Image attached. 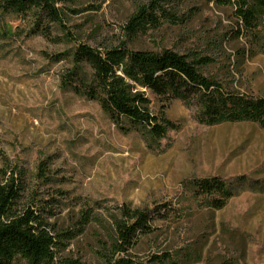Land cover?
Segmentation results:
<instances>
[{
  "label": "rangeland",
  "instance_id": "374dc122",
  "mask_svg": "<svg viewBox=\"0 0 264 264\" xmlns=\"http://www.w3.org/2000/svg\"><path fill=\"white\" fill-rule=\"evenodd\" d=\"M148 1H57L63 24L38 26L36 14L0 5V181L13 174L24 188L18 209H37L54 233L79 227L83 211L99 219L56 251L58 263L104 264L100 241L109 215L124 205L150 211L151 232L125 254L135 261L167 253L176 264H264V127L206 125L195 106L141 89L165 128L151 139L130 122H113L62 80L79 43L100 51L125 44L171 49L225 88L264 96V22L247 29L231 5L168 0L163 9L181 20L160 16L158 26L129 35V16ZM213 176L236 190L221 209L193 189L195 179Z\"/></svg>",
  "mask_w": 264,
  "mask_h": 264
},
{
  "label": "trees",
  "instance_id": "16d2710c",
  "mask_svg": "<svg viewBox=\"0 0 264 264\" xmlns=\"http://www.w3.org/2000/svg\"><path fill=\"white\" fill-rule=\"evenodd\" d=\"M57 1L73 3L77 0H0V5L9 14H36L37 26L42 19L63 24ZM161 1L168 0H149L138 5L128 18L127 33L134 36L146 26H158L160 16L174 23L182 19L163 9ZM209 1L233 6L247 29L264 22V0ZM262 49L264 52V38ZM69 57L73 66L62 77L64 84L76 94L97 102L113 122H130L144 129L151 139L162 137L165 128L158 123L160 117L151 113L150 99L141 89L195 106L198 121L206 125L250 121L264 127V96L225 88L199 71L197 60H189L171 49H130L122 44L100 51L79 43ZM83 66L88 67L89 72H85ZM163 121L168 125V120ZM192 184L215 209L223 208L236 192L233 184L217 176L195 179ZM23 189L13 174L0 181V264H15L18 258L26 264H81L68 258L56 262V251L65 247L66 241L80 233L90 220L99 219L83 211L79 227L54 233L37 209L29 205L18 209ZM149 213L148 208L132 209L121 205L119 213L109 215L107 240L100 241L99 245L104 264H145L125 254L143 235L151 232ZM149 263L176 264L167 253L151 255Z\"/></svg>",
  "mask_w": 264,
  "mask_h": 264
}]
</instances>
